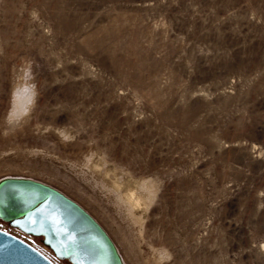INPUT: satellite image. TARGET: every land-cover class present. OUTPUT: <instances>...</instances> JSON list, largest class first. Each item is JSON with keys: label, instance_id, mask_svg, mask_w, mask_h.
I'll return each instance as SVG.
<instances>
[{"label": "rangeland", "instance_id": "374dc122", "mask_svg": "<svg viewBox=\"0 0 264 264\" xmlns=\"http://www.w3.org/2000/svg\"><path fill=\"white\" fill-rule=\"evenodd\" d=\"M4 176L73 199L125 264H264V0H0ZM115 184L149 193L137 221Z\"/></svg>", "mask_w": 264, "mask_h": 264}, {"label": "water", "instance_id": "95a60500", "mask_svg": "<svg viewBox=\"0 0 264 264\" xmlns=\"http://www.w3.org/2000/svg\"><path fill=\"white\" fill-rule=\"evenodd\" d=\"M0 219L41 237L71 264H123L104 228L57 188L31 178L0 179ZM0 264H56L19 236L0 228Z\"/></svg>", "mask_w": 264, "mask_h": 264}, {"label": "bare ground", "instance_id": "6f19581e", "mask_svg": "<svg viewBox=\"0 0 264 264\" xmlns=\"http://www.w3.org/2000/svg\"><path fill=\"white\" fill-rule=\"evenodd\" d=\"M24 92L25 91H20L18 94L19 96H18L17 101H16L17 107L18 106L21 107L25 103V101L29 99V98H21V95ZM4 177L30 178V177H24V176H4ZM4 177H1V178H4ZM31 179H33V178H31ZM126 187H128V186H125V188ZM114 189L118 192L119 199L125 207L124 209H126L128 214L132 217V219L134 221H137L138 220V215H137L138 211L140 209H143L145 206L148 205V202L150 200L149 193H146L144 191V188L142 187V185H136L134 187H129L126 190H122L119 185L115 184ZM116 248H117V246H116ZM117 252L121 258L122 263L125 264L121 254L119 253L118 248H117Z\"/></svg>", "mask_w": 264, "mask_h": 264}]
</instances>
